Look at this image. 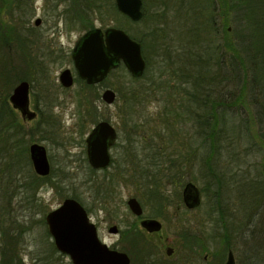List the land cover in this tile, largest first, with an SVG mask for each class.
I'll return each mask as SVG.
<instances>
[{
  "label": "rangeland",
  "instance_id": "obj_1",
  "mask_svg": "<svg viewBox=\"0 0 264 264\" xmlns=\"http://www.w3.org/2000/svg\"><path fill=\"white\" fill-rule=\"evenodd\" d=\"M144 2L143 5H145ZM157 3V0H147L151 15L162 10L156 6ZM240 5L238 0H235V2L217 0L216 4L219 23L224 22V17L228 20L225 29L228 30L233 38L236 59L242 58L244 66L247 68V84L243 98L245 106H240L237 102L234 107L226 109L223 113L224 122L219 124L220 128L224 129V134L221 138V142L224 144L222 150L225 147L224 153L219 154L220 159L217 161V164L220 162L218 167L220 168V175L222 174V181H224L222 189L220 188L222 196L220 197V193L218 197L214 196L212 192H209V197L202 194V203L197 209L188 211L181 203L179 208H176V206L166 208L164 217L153 216L154 205L148 204L145 206L139 200L143 206V217L157 218L162 223L160 232L149 234L141 228L138 218L130 212L127 206V200L130 197H137L139 190L128 182L126 184L120 181L107 202V207H110L112 212L110 214L107 212L105 206L97 199L95 192L96 186L103 180L105 173L103 171L91 173L86 158L85 139L95 123L92 120H88V116L84 120L80 117L86 111V105L88 104L86 100H83L81 103L86 105H80V95L86 97L83 92V86L77 82L70 91H64L58 81V76L63 69L69 68L74 73L73 63L68 56L77 38L84 33V30L80 24V28L78 27L77 30L67 31L64 24L61 23L60 27L64 29L63 35L59 39L57 38L55 43L56 49L61 50V53L65 54L66 58L61 62L55 61L46 64V78L48 80L43 78L36 80L30 96L31 110L37 112L35 109V98L41 93L43 98L49 100L50 106L45 109L42 108L41 104L43 114L37 112L38 120L35 121H24L20 113L17 111L16 113L18 120L24 126L23 132L33 134L34 142L41 143L47 148L52 169H54L53 171L56 172V175L61 173V169H63V173H67V176L60 184V187L64 189L57 192L56 189L49 186H42L35 191L30 187L27 188V183H30L31 186L32 179L36 175L31 162L26 160L25 157L20 158L19 156H16L13 161L12 159L7 160L10 163L8 166L3 165L7 162L0 161V240L3 241L0 242V246H3L0 249V253L5 245L9 243L8 241H11L14 242L15 252L20 260L19 264H72L67 255L57 251L45 225L46 215L51 210L56 209L65 199V197H61V192L64 193L65 190V192L69 191V195L72 193L80 195L83 200L80 202L89 210H87L88 215L97 226L99 238L110 248H115L119 251L129 250L132 243L127 242V240L122 241L120 231H124L128 225L134 224L146 240L152 243L154 248L156 246L159 249V255L155 258L156 261H161L165 264H181L183 255L181 245L183 240L179 233L183 232V229H187L186 225L188 224L192 226V232H197L200 235V243L196 244L198 249L193 254L194 258L190 254L191 262L189 261L188 264H218V261L222 258L218 253L221 246L218 241L217 231L219 232L222 228L221 224L217 222L220 214L218 211L211 212L210 204L217 206L219 201H221L223 209L226 210L224 212L227 213L225 215L227 217L226 220L230 221V223L234 222V220L240 221L241 218L245 217L244 208L251 192V190H248L249 185L254 184L259 189H262V184L264 187V58L261 52L256 54L255 61L252 57L253 53H255L253 46L255 44H252L255 42L254 30L262 27L260 24H255L254 21H251L247 12H245L247 7H240ZM173 13L168 11L169 16ZM226 14L228 17H226ZM261 17L260 15L258 16L259 19ZM87 18L92 19L93 24L98 27L113 26L125 30L118 26L122 21L120 17L111 15L110 19L105 22L106 24L93 14ZM31 24H34V17L31 20ZM163 26L166 28L163 24L158 27L162 28ZM141 28H145V26H141ZM46 29L47 23L42 22L40 30L45 31ZM157 41L162 43L161 39ZM174 44L178 46V42H174ZM150 51L152 63L146 78H152L151 80L156 83H166L171 80L166 67L169 63L168 53L165 52L164 48H159L157 53H155L157 51L155 48H150ZM221 60L229 64V53L222 54ZM237 63L240 64L239 61ZM163 71L164 74L159 77ZM146 78L143 82L146 81ZM121 83L124 85L131 84L123 72L109 77L105 84L102 85L115 89L120 87ZM100 86L94 89L98 96L90 97L92 105L88 106L87 112L94 109L99 114V120L107 118L116 127L119 138L111 152L114 159L120 163L123 162L124 158L125 161L128 160L129 155L135 154L137 149L141 150L140 148L144 144H139L138 142L132 145L128 144L126 137L131 129L132 120L130 121L125 115L127 113V110H125L126 103L120 102L119 105L123 106L121 109L117 107L116 103L112 106L105 105L101 100L103 87ZM220 89L219 94L222 92L223 100L230 103L233 101L232 96L235 97L236 101L238 100L239 87L237 82L235 85L226 83ZM42 90L44 92H41ZM154 98H149L148 101L143 102L136 107L137 109L133 110V120H141L143 122L152 119H154V122L160 120L167 97L158 94ZM39 119L48 121L49 127L45 128L37 125ZM137 140L140 141L138 138ZM30 143L28 142V146ZM202 151L195 153L196 161L194 162L193 172L198 179L196 180L197 182L193 181V183L199 189L203 186L200 178V167L202 164L200 159L207 155ZM170 156H178L179 160L184 159L182 157L186 156V150H179ZM84 158H86V162ZM177 162L179 161L177 160ZM108 171L111 173L112 166ZM60 176L62 177V175ZM256 182H260L259 185ZM185 184H183V187ZM163 185L166 184L164 183ZM183 187L180 189L181 194ZM164 188L168 189L167 192L174 198L178 188L175 186H166ZM216 188L214 187V189ZM260 195L264 205V193H260ZM172 204H175V201L172 200ZM113 225L119 228L118 235L109 233L108 229ZM2 226L10 227L11 229L15 227L17 231H14L15 235L10 233V236L4 238L1 233ZM194 229L197 230L194 231ZM19 231V236L15 237L16 232ZM166 247L174 249L171 256H167ZM131 264L139 263L136 258L134 261L131 258Z\"/></svg>",
  "mask_w": 264,
  "mask_h": 264
},
{
  "label": "trees",
  "instance_id": "obj_2",
  "mask_svg": "<svg viewBox=\"0 0 264 264\" xmlns=\"http://www.w3.org/2000/svg\"><path fill=\"white\" fill-rule=\"evenodd\" d=\"M144 1L143 17L138 22H133L121 14L116 8L114 0H104L103 10L101 8L94 13L95 17L103 23L110 19L111 15L120 17L122 21L118 26L124 28L132 38L141 43L147 63L145 73L140 78H133L123 65L109 75L112 77L123 72L130 80L131 84L124 85L121 83L120 87L114 89L117 92L115 103L121 109L123 106L119 105L120 102H125V110H127L125 115L130 121L132 120L131 129L126 137L128 144L132 145L138 142L144 145L140 148L141 150L135 149V154L129 155V159L126 161L124 158L123 162L118 163L114 159L111 173L108 170L103 171L105 175L96 186L95 192L99 202L105 206L110 214L112 211L110 207H107V202L115 187L120 181L126 184L128 182L139 190L137 197L145 206L154 205L153 216L164 217L166 208H170V206L178 208L180 206L177 203L172 205L171 203L172 200L176 202L182 200L180 189L183 184L190 181L197 182L198 179L193 173L194 162L196 161L195 153L201 150L207 154L200 159L202 162L200 178L203 184L201 191L208 197L209 192L218 197L221 188V175L217 161L220 159L219 154L224 153L223 150L225 149L224 147L222 150L224 144L221 142L224 129L220 128L219 124L224 122L223 113L226 109L234 107L237 102L240 106L244 105L247 68H245L242 58L236 59L233 38L225 29L228 20L221 11L224 22L219 23L217 0H157L156 6L162 10L152 15L147 6V0ZM231 1L235 2V0ZM238 1L241 4L240 7H247L245 12L251 21L264 28V0ZM168 11L174 13L169 16ZM227 14L226 17H228ZM259 15L262 16L260 19L258 18ZM79 17L81 24L86 28L94 25L92 19L87 18L90 16L82 11H80ZM160 24L165 25L166 28L164 26L159 28ZM141 26H145V28H141ZM262 28L254 30L255 42L252 43L255 44L253 45L255 53L252 55L254 61L256 54L260 52L264 58V29ZM160 39L162 43L157 41ZM174 42H178V46H175ZM150 48H155L157 50L155 53L158 52L159 48H164L165 52L168 53L169 63L166 67L171 80L166 83H156L151 80L152 78H146L152 63ZM224 53H229V64L221 60ZM7 56L8 34L7 30L0 26V161L7 162L10 159L13 161L16 156L25 157L26 160L30 161L27 154L28 142H34L35 138L33 134L23 132L24 126L8 102L11 76L6 68L5 58ZM238 61L240 64L237 63ZM163 74L164 71L159 77ZM145 78L146 81L143 82ZM236 82L239 87L238 100L236 101L235 97L232 96L233 101L228 103L223 100L222 92L219 94L220 88L226 83L235 85ZM95 87L93 85L84 87L87 89L83 90L86 97L80 95L81 106L86 105L81 103L83 100L88 103L87 109L89 105H92L90 97L98 96L94 92ZM89 88H93V90L90 91ZM158 94L167 97L160 120H157L158 122H154V119L144 122L133 120V110L137 109L136 107L143 102L148 101L149 98L155 99L154 97ZM87 109L80 115L82 120L88 116V120H92L95 124L98 123L100 121L99 114L94 109L87 112ZM129 111L131 112L128 113ZM40 114H43V111H40ZM130 114L132 115L130 116ZM104 120L109 121L107 118ZM37 122L39 126L49 127L48 121L39 119ZM179 150H186V156L182 157L184 159L179 160L178 156H170ZM84 160L86 162V158ZM3 165L8 166L10 163L7 162ZM53 170L47 177L34 175L32 187L30 183H27L26 187L35 191L42 186H49L56 189L57 192L63 191L64 188L60 187V184L67 173H63L64 171L61 169V173L56 175ZM89 171L95 173L90 167ZM164 183L166 185H163ZM259 183L256 182L258 185ZM166 186L178 188L174 198L167 192L168 189L164 188ZM261 186L262 189L257 186H254V190L251 189V193L255 196L252 201L258 202L262 198L260 193H264V187L262 184ZM214 187L217 188L214 189ZM68 192L66 191L67 194L64 196H71L78 201H83L78 193L69 195ZM167 202L168 204H166ZM210 210L211 212L218 211V205L211 204ZM217 222L218 224L222 222L225 229L224 233L219 232V234H229L230 229L234 226L227 220L221 221L220 217L217 218ZM239 225L241 228V222ZM186 226L187 229H183L184 231L179 233L183 240L181 264H187L189 259L191 262L190 254L194 258L193 254L198 249L196 244L200 243V235L197 232H192L191 225L187 224ZM14 231H17L15 227L11 229L2 226V237L6 238V236H10V233L14 234ZM121 232L122 241L127 240V242L132 243L129 250H124L133 261L135 258L139 264H150L155 261L153 259L157 253L155 248L146 240L136 225H128ZM199 233L201 232L199 231ZM19 234L20 231L16 232L15 237ZM254 241L256 248H263L264 238L255 237ZM0 242L3 241L0 240ZM8 242L0 253V264H19L20 260L15 252L14 242ZM224 244L226 247L228 246V243L224 242ZM2 247L0 246V249Z\"/></svg>",
  "mask_w": 264,
  "mask_h": 264
},
{
  "label": "water",
  "instance_id": "obj_3",
  "mask_svg": "<svg viewBox=\"0 0 264 264\" xmlns=\"http://www.w3.org/2000/svg\"><path fill=\"white\" fill-rule=\"evenodd\" d=\"M118 11L133 22L143 17L142 0H114ZM39 24V21H36ZM73 62L76 77L88 85H98L106 80L108 75L123 65L133 78H140L146 70V60L142 45L132 38L125 30L108 26L104 31L95 27L87 31L74 47ZM74 75L71 70H64L59 80L63 87L74 85ZM30 84L20 82L9 97L13 109L17 110L24 121H33L37 113L30 109ZM102 101L112 106L117 100V92L107 87L101 94ZM119 133L116 127L107 120L96 123L85 139L86 157L91 168L102 170L112 163L111 148L118 141ZM29 156L34 172L48 176L51 166L46 147L41 143L29 146ZM182 199L189 209L201 205L202 195L199 187L193 182H187L182 189ZM130 212L136 216L143 215V207L136 197L127 200ZM49 233L53 238L58 252L67 255L72 264H130L131 259L124 251L110 248L98 235V229L85 210L84 206L74 198H66L57 208L50 211L46 217ZM140 226L148 233H157L162 229V223L155 218H144ZM111 234H118V227L113 225L108 229ZM167 255L173 253L168 247ZM225 264H235L233 253L230 252Z\"/></svg>",
  "mask_w": 264,
  "mask_h": 264
},
{
  "label": "flooded vegetation",
  "instance_id": "obj_4",
  "mask_svg": "<svg viewBox=\"0 0 264 264\" xmlns=\"http://www.w3.org/2000/svg\"><path fill=\"white\" fill-rule=\"evenodd\" d=\"M103 1L104 0H0V26H3L7 30V34H8V56L5 58L6 64H7L6 68L8 70L9 75L11 76V80L9 82L11 92L8 96V102H9V97L13 93L15 87L22 81H27L30 84V89H29V100H30L31 92H32V89L34 88V83H36L35 81L38 79L41 80L42 78L45 80H48V78H46L47 77L46 76L47 70L45 69L46 64L49 62H55V61L61 62L65 60L66 55L62 54L61 50L56 49V43H55L56 39L57 38L59 39V37L63 35L64 29L60 27L61 23L64 24V27L67 31L77 30L78 27L80 28V24H81L79 20L80 11H82L88 16H91V14L95 15L94 13L98 9L100 10L102 8L103 10V7H104ZM33 17H34V24H31V20ZM36 21H39V24H36ZM42 22L47 23V29L45 31L40 30V26ZM81 26H82V29L84 30L83 34H85L87 31H89L92 28L98 27L95 24L88 28H86L82 24ZM99 28H101L104 31L107 28V26L106 27L99 26ZM81 36L77 38V41L74 47L76 46ZM74 47L68 56V58L73 63V67H74V62H73L72 53H73ZM66 69H69V68L63 69L60 72V74ZM74 73H75V68H74ZM74 73L72 72L73 75ZM59 76H58V81H59L60 86L62 87L61 89L64 91H70L77 82L83 86V90L86 89L84 88L86 85L92 86V85L86 84L85 81L77 78L75 74L74 75L75 76L74 85L70 88H65L61 85ZM102 84L93 85V86H96L95 88H98V86ZM100 87H103L102 90L107 88V86H103V85ZM89 90L92 91L93 88L91 89L89 88ZM41 92H44V91L42 90ZM35 100H36L35 109L37 110V112L43 111L42 108L48 109L50 106V104L48 103L49 100H46V98H43L42 93L39 94L35 98ZM41 104H42V108H41ZM13 110L17 111L15 109ZM37 118H38V113H37ZM32 143H35V142H31L30 144ZM29 146H28V156H29ZM111 155H112L113 160H112L111 165L108 168L102 169V170H96V169L91 168L90 166L89 167L94 171L108 170L109 168H111L112 165H114V157H113L112 152H111ZM48 158H49V155H48ZM29 160H30V156H29ZM49 162H50V158H49ZM219 163L220 162H218V164ZM50 166H51V171H52L53 169H52L51 162H50ZM218 170L220 172L219 167H218ZM220 184H221V189H222V185L224 184V181H222V174L220 177ZM254 186H255L254 184L249 185L248 190H251V189L254 190ZM64 193L61 192V197H65V199L73 198L71 196H64ZM202 194L203 193L201 191V195ZM221 196H222V190L220 193V197ZM181 197H182V194H181ZM253 197H255L254 194L250 192V194L248 195L249 200L246 203V206L244 208L245 217L241 218L240 221L234 220V222H231V223L230 221H228L230 224L234 225L233 228L230 229L229 234L228 233L223 234L225 232L224 231L225 229L223 228L222 222H220L222 229L219 232H223V233L219 234V232L217 231V235H218L219 244L221 246L220 247L221 249L218 253L220 254V257L222 259L218 261V264H225L230 252L233 253L235 264H264V244H263V248L261 247L256 248L255 247L256 242L254 241L255 237L264 238V222H263L264 205H263V200L261 201V198L259 199L258 202H256V201H252ZM175 203L179 205L182 203L183 206L188 211L198 208V207L194 209L187 208L183 202V199L179 202L175 201ZM85 210L87 211L88 209L85 208ZM224 211L226 210L223 209L222 202L219 201L218 213L220 214L219 217L221 221H224L227 218L225 216L227 213ZM137 218H138L139 225H140L141 219H144L147 217H143L142 215L141 217H137ZM240 222H241V228H239ZM45 223H46V219H45ZM45 225L47 226V223ZM47 231H48V234L50 235L48 226H47ZM118 234H119V228H118ZM149 234H153V233H149ZM120 235H121V240H122L121 231H120ZM224 242L228 243L227 247L225 246ZM53 244H54V241H53ZM154 250L157 252L156 255L153 257V259L155 260L157 255H159V249L155 246ZM166 250H167V247H166ZM173 252H174V249H173ZM189 261L190 259L188 260V262ZM150 264H165V263L155 260L154 262L152 261Z\"/></svg>",
  "mask_w": 264,
  "mask_h": 264
}]
</instances>
